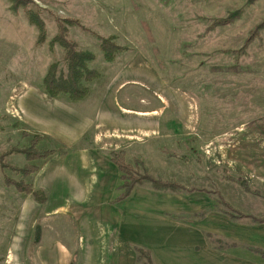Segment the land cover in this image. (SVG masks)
Instances as JSON below:
<instances>
[{
  "label": "rangeland",
  "instance_id": "1",
  "mask_svg": "<svg viewBox=\"0 0 264 264\" xmlns=\"http://www.w3.org/2000/svg\"><path fill=\"white\" fill-rule=\"evenodd\" d=\"M28 12L45 24L41 44ZM63 18L84 26L67 25V37L94 55L89 68L99 74L87 84L89 96L70 104L91 113L85 100L113 92L121 107L138 113L129 132L116 129V138H107L126 149L106 158L123 151L137 176L184 188L156 191L144 180L120 199L123 181L111 162L118 180L105 205L115 214L102 240L86 241L80 227L100 211V198L75 203L62 188L40 189L46 201L38 203L9 184L23 180L39 190L37 174L58 154L41 129L51 124L48 104L68 97H48L42 82L52 64L66 72L64 51L53 42ZM98 37L126 50L108 63ZM33 105L43 109L34 113ZM34 136L42 139L38 151L57 148L55 154L27 162L13 152ZM2 155L9 167L0 166V264H54L49 256H61L60 249L69 264H146L148 253L152 264H167L187 250L202 263L264 264V223L254 222L264 219V0H26L15 9L0 0ZM27 165L37 170L23 177L11 169ZM20 239L27 244L15 246Z\"/></svg>",
  "mask_w": 264,
  "mask_h": 264
},
{
  "label": "crops",
  "instance_id": "2",
  "mask_svg": "<svg viewBox=\"0 0 264 264\" xmlns=\"http://www.w3.org/2000/svg\"><path fill=\"white\" fill-rule=\"evenodd\" d=\"M32 99V103H35L34 96H32ZM86 101L85 108L89 106L93 108L91 113L85 114L76 109L73 106L74 104H70L72 101L70 102L68 99L66 103L61 101L57 105L52 104L54 102L48 104L47 112H50L49 122L51 124L47 128L48 130L41 129V131L58 144V154L45 162L44 168H41V171L37 174L39 183L38 185L33 183V186H38L39 189L46 192H53L56 189L62 188V190L67 191L63 195L64 198L72 199L75 203H82L86 200L92 201L91 198H100V211L92 212L94 219L93 217H89L87 221H82V225L80 226L82 227L81 231L86 241H91L97 238L102 240V233L106 230V221H109L110 217H113L115 214V210L106 206L105 203L111 199L117 187L118 172L109 158H106L107 156L104 154L122 150L124 146L119 144L113 148L109 146L107 138L115 139L116 129H123L125 132H129L130 123L128 120L134 119V125H136L137 122L135 120L138 113L121 107L116 94L113 92L101 98L98 97L97 100ZM39 109H43V106L39 105V108H37L36 105H33L32 107L34 113ZM41 119L43 122L44 118L42 116ZM91 128L96 132L91 142L86 145L82 141L86 136V132ZM32 221L29 227H31ZM93 221L97 223V231H94ZM20 238L22 239L23 236ZM21 239L15 246L27 244V242ZM11 244L12 242H9L8 246ZM64 246V243L59 245L62 248ZM60 252L61 256H49V261L54 262V264H69V261L67 262L65 256H63L61 249ZM189 253L187 250L180 259L169 258L167 264L209 263L208 261L202 263L198 255H191Z\"/></svg>",
  "mask_w": 264,
  "mask_h": 264
},
{
  "label": "trees",
  "instance_id": "3",
  "mask_svg": "<svg viewBox=\"0 0 264 264\" xmlns=\"http://www.w3.org/2000/svg\"><path fill=\"white\" fill-rule=\"evenodd\" d=\"M12 7L15 9L26 3V0H9ZM28 20L31 24H34L38 30V44H41L44 40L45 35V24L39 14L28 12ZM67 25H75L84 29V26L77 19L63 18L58 20V34L53 39L54 43H57L64 51L63 60L66 66L65 74H61L57 64L50 65L46 76L43 79L42 86L44 92L50 98H57L60 96H67L70 101L79 102L85 99L88 95L89 88L87 84L98 79L99 74L96 70L90 69L89 65L94 61L95 57L92 53L81 51L78 45L68 39L67 37ZM99 49L103 52L106 62H113L119 52L125 51L126 48L117 46L111 38H100ZM42 141L41 137L34 136L29 146L24 150L13 152L21 153L25 156L27 162L36 160H46L55 154V150H47L44 152L38 151L36 146ZM125 153L123 151L112 152L109 155L110 161L118 168L121 174L122 187L124 193L120 199H124L129 195L132 189L136 185H140L144 180H147L153 189L156 191H169L176 192L183 190L184 188L177 182L172 181H160L153 179L146 174L137 176L136 170L132 165H129L125 161ZM5 155L0 157L1 168H8L3 163ZM36 166L27 165L22 169H13L18 172L21 176L25 177L33 174L37 169ZM10 185L14 186L17 193L31 196L32 199L38 203H44L46 201V195L42 190H35L32 185L25 183L23 180L10 181ZM255 223H264V219H255ZM40 244V231L36 228L34 241L28 250L29 262L33 263V252L34 248ZM139 256H143V252L139 249H135ZM143 254V255H142ZM145 258V257H144ZM146 264H152L150 254H146ZM72 264V262L70 263Z\"/></svg>",
  "mask_w": 264,
  "mask_h": 264
}]
</instances>
